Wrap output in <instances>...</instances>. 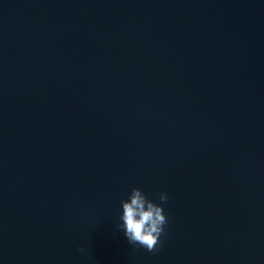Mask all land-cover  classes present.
Instances as JSON below:
<instances>
[{
  "label": "water",
  "instance_id": "95a60500",
  "mask_svg": "<svg viewBox=\"0 0 264 264\" xmlns=\"http://www.w3.org/2000/svg\"><path fill=\"white\" fill-rule=\"evenodd\" d=\"M0 264H264V0H0Z\"/></svg>",
  "mask_w": 264,
  "mask_h": 264
},
{
  "label": "clouds",
  "instance_id": "9594fccd",
  "mask_svg": "<svg viewBox=\"0 0 264 264\" xmlns=\"http://www.w3.org/2000/svg\"><path fill=\"white\" fill-rule=\"evenodd\" d=\"M159 198L161 204L149 200L140 188H133L129 199L122 202L123 223L120 228L124 230L129 243L153 253L163 247L161 236L169 222L162 206L169 197L165 192ZM80 251L84 249L80 248Z\"/></svg>",
  "mask_w": 264,
  "mask_h": 264
}]
</instances>
